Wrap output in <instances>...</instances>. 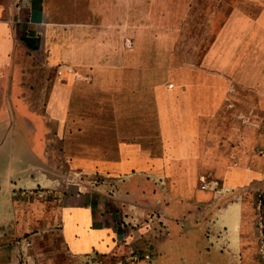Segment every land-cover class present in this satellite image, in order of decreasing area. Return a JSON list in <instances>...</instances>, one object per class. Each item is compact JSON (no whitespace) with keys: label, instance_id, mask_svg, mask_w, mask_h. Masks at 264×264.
<instances>
[{"label":"crops","instance_id":"0c3cea01","mask_svg":"<svg viewBox=\"0 0 264 264\" xmlns=\"http://www.w3.org/2000/svg\"><path fill=\"white\" fill-rule=\"evenodd\" d=\"M263 143L264 0H0V238L55 173L80 186L36 212L64 252L38 264H176L219 215L228 248L229 212L249 264L246 203L218 197L264 183Z\"/></svg>","mask_w":264,"mask_h":264},{"label":"rangeland","instance_id":"374dc122","mask_svg":"<svg viewBox=\"0 0 264 264\" xmlns=\"http://www.w3.org/2000/svg\"><path fill=\"white\" fill-rule=\"evenodd\" d=\"M257 151H262L264 156V143L263 147L257 148ZM59 167L61 168V165H59ZM55 174L57 178V187L51 189V192L46 194H44V191H42V193H40V191L34 192L27 196L30 198L22 200V204H18V221L14 225H8L6 234L2 235L0 238V243L1 240H3L2 243L6 244L11 253L10 255H12L17 264H38L37 260L41 256H44L47 261V256L51 257L53 253L55 254V259L59 261L64 257L59 234L53 232L59 229V221L56 219L53 225L52 221H48L47 223L46 221H39L36 219V212H42L52 208L51 202L55 204L56 211L59 213V210L64 205L63 198L65 194L72 193L80 188L79 181L75 182L76 184L71 183L72 185L69 188V180L67 176H64L65 174H62V171ZM95 181L96 179L94 178L93 182L89 183L90 188L95 185ZM63 184H66L67 187H63ZM63 191H65V193H63ZM220 191L221 190L216 189L217 196H219ZM239 193L240 196L238 197H235V195H227L223 198V195H221V197H218V200H221L219 206L223 205V203H231L239 199H242L246 203L244 237L247 244L246 248H248L247 250L249 253V264H264V183L252 184L240 189ZM199 209V211L202 212H197L195 214L196 222H206V217L209 212H211L212 205L210 206V211H206L207 208ZM238 215L239 212H229V216L227 217V221L229 222L228 239L230 242L229 247L227 246L228 248L225 247L227 244H224L223 238L226 236V232L224 233V230L221 228L222 221H226L225 216L227 215L223 217L219 215V219L217 218L214 223L208 224L209 227L207 230L203 229L204 225L199 226L202 228L201 230L199 227L195 228V252L187 250L189 245L188 243L186 244V242L177 244L174 242L170 250L173 251L175 247V254L172 253L170 256H174L176 264H239L241 252L239 251V254L238 252L234 253L237 248L240 249L239 245L236 246L237 248H234L235 244H239L238 241L234 243L236 239L235 234L239 233L240 227ZM44 216H47L46 213ZM46 224H48L49 227H46ZM159 224H154L159 227L155 229V239L164 241L169 232L165 230L167 227L164 222L160 223L159 221ZM230 232H232V234ZM45 233L46 235H44ZM140 256L141 255L138 254L135 259H131L130 256L107 258V256L101 257L92 255L88 258L87 264H137L141 259Z\"/></svg>","mask_w":264,"mask_h":264},{"label":"built area","instance_id":"2783aa9c","mask_svg":"<svg viewBox=\"0 0 264 264\" xmlns=\"http://www.w3.org/2000/svg\"><path fill=\"white\" fill-rule=\"evenodd\" d=\"M130 46H132V43H130Z\"/></svg>","mask_w":264,"mask_h":264}]
</instances>
